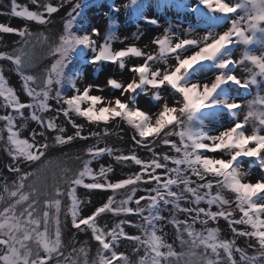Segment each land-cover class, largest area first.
I'll use <instances>...</instances> for the list:
<instances>
[{"label":"snow or ice","instance_id":"1","mask_svg":"<svg viewBox=\"0 0 264 264\" xmlns=\"http://www.w3.org/2000/svg\"><path fill=\"white\" fill-rule=\"evenodd\" d=\"M30 3L0 0V264H264V0H108L104 32L103 0Z\"/></svg>","mask_w":264,"mask_h":264},{"label":"rangeland","instance_id":"2","mask_svg":"<svg viewBox=\"0 0 264 264\" xmlns=\"http://www.w3.org/2000/svg\"><path fill=\"white\" fill-rule=\"evenodd\" d=\"M18 2L20 4L29 3L27 5L30 8L34 7L33 5H31L30 0H18ZM117 2H119V0H117ZM7 3H8V0H3V4H7ZM107 4H108V0H103V3H102V5L100 7H91V8H89L87 10V13H86L89 24L100 28L101 32H104L106 30V27H107V20H106V18L104 16V13L106 12V8H108ZM0 6H2L1 7L2 8L1 11H5L4 8H3V5L0 4ZM5 15H7V14H5ZM19 20L20 21H18V22H19L20 25L17 23V25L14 26V27H20L21 25L26 23L22 19H19ZM9 21H10V19H9ZM119 21H120V25H121L120 30L122 28H124V27H126V28L129 27L130 23L127 22V18L124 15L119 17ZM0 22H5V21L2 18H0ZM8 23H10V22H8ZM10 24H12V23H10ZM12 26H13V24H12ZM36 28L38 30H43L42 27L39 26V25L38 26L32 25V30L33 31H37ZM10 36L13 37V38H11V40L13 39V41L17 39L16 36H13V35H10ZM7 39H8V36H5V37H3V39H0V46L4 45L6 43V41H7ZM3 65H4L5 69L6 68L8 69L9 66L6 63H3ZM112 71H114L112 66H106L104 71H102L99 74H96L94 72V70L90 66H88L87 71H86L87 76L89 78L88 82H91V81L102 82L104 80V78H105V75L107 73H109V72H112ZM11 72L12 71H10V75H6V74L5 75L9 78L10 84L19 91L20 90L19 79L14 74V72H12V73ZM21 98L24 99L23 96H21ZM0 111H2V110H0ZM30 127H35V125L32 124V125H30ZM24 133H25V135L28 134L27 132H24ZM109 142L112 143V144H115L116 146L121 147V148H125L126 147V145L121 144V142L118 141L116 139V137H113ZM140 155L143 156L144 153L141 152ZM100 162L106 163V164L107 163H111L113 165V168L115 170L114 177H119V176L123 175L124 173L130 172V171L134 172L136 170V166L132 165L131 163H129L128 166H123L121 164H117L113 159L108 158V157H104ZM96 166H98V165L94 164V167H96ZM80 191L83 192V189H81ZM104 198H105V194L97 193L96 195H94L92 197V203L93 204H98V203L102 202ZM105 219H101L100 220L101 225H103L105 223ZM220 227L222 229H224L225 233L227 232V225L224 224L223 221H221ZM126 231L135 232L136 230L132 229V228H126ZM77 239L78 240H88V242H89V244L91 245V248H92V255L93 256L95 255V251H96L95 242L91 241L90 238L87 235H85V234H81V235L77 236ZM132 248H133V245L131 243H124L118 249V251L125 252V253H127L128 255L131 256L132 255ZM134 258L135 257H133V259Z\"/></svg>","mask_w":264,"mask_h":264},{"label":"bare ground","instance_id":"3","mask_svg":"<svg viewBox=\"0 0 264 264\" xmlns=\"http://www.w3.org/2000/svg\"><path fill=\"white\" fill-rule=\"evenodd\" d=\"M26 4H29V3H26ZM1 7L2 6H0V12H4V11H1V9H2ZM66 11H67V8L61 10V12L59 14H57L56 17H55V21L56 22H55L54 26H49V27H54L55 29H59L61 27L60 17L64 16V14H65ZM107 11H108V8H106V12ZM148 12H149L150 15H158V16H161V17L167 16V17L171 18L173 21H175L179 17V15H180L175 10H166L163 14H161V13H159V12L156 11L155 7L149 8ZM121 16H123V14ZM0 18H2L7 23L8 22L12 23L13 26H16L17 23L19 24L18 21H20L19 19H14V18H12V17H10L8 15H5V14L0 15ZM9 19H10V21H9ZM35 26H38V25H35ZM143 27H144L145 35L139 41H136V43H138L140 46H143L145 44H148V42L152 39V37L154 35H156L158 31H160L158 29L153 28L150 25H144ZM134 30H135L134 25L131 26V24H129V27H127V28L124 27V28H122L119 31V35L122 36V37L123 36H129V37H131V33ZM11 38H13V37H11L10 35H8V39H7L6 43H11V41H13V39L11 40ZM128 42H132L131 39ZM122 46L123 45H121L120 43H116L115 44V47H122ZM87 68H88V66L85 65V66H83V69H82L86 81H88V79H89L88 76H87V73H86ZM79 146L80 145L78 144V145H76L75 147H72V148H66V149H63V150H57L56 152H54L52 154L51 159L55 163L56 157L60 156V152L61 151H66V152H69V153H75V152H77L79 150Z\"/></svg>","mask_w":264,"mask_h":264},{"label":"trees","instance_id":"4","mask_svg":"<svg viewBox=\"0 0 264 264\" xmlns=\"http://www.w3.org/2000/svg\"><path fill=\"white\" fill-rule=\"evenodd\" d=\"M3 63H6L9 67H8V69L6 68L5 69V74L6 75H10V71H9V69H11L12 67H11V64L9 63V62H7V61H0V64H3ZM12 73V72H11ZM24 135H25V133H23ZM196 227L197 228H199L200 226L199 225H196Z\"/></svg>","mask_w":264,"mask_h":264}]
</instances>
